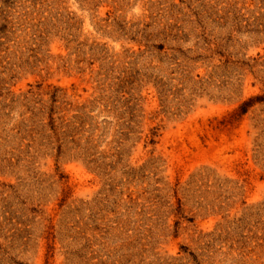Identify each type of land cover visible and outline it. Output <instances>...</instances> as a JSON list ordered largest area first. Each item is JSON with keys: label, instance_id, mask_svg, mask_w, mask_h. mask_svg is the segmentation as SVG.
I'll use <instances>...</instances> for the list:
<instances>
[{"label": "rangeland", "instance_id": "1", "mask_svg": "<svg viewBox=\"0 0 264 264\" xmlns=\"http://www.w3.org/2000/svg\"><path fill=\"white\" fill-rule=\"evenodd\" d=\"M0 264H264V0H0Z\"/></svg>", "mask_w": 264, "mask_h": 264}]
</instances>
